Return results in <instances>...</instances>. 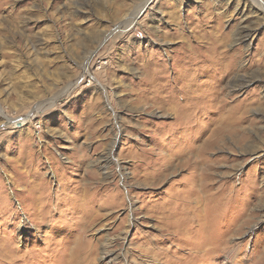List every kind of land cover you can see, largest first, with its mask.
<instances>
[{"label":"rangeland","instance_id":"obj_1","mask_svg":"<svg viewBox=\"0 0 264 264\" xmlns=\"http://www.w3.org/2000/svg\"><path fill=\"white\" fill-rule=\"evenodd\" d=\"M145 1L0 0V264H264V11Z\"/></svg>","mask_w":264,"mask_h":264},{"label":"bare ground","instance_id":"obj_2","mask_svg":"<svg viewBox=\"0 0 264 264\" xmlns=\"http://www.w3.org/2000/svg\"><path fill=\"white\" fill-rule=\"evenodd\" d=\"M151 1H152V0H146L145 3H144V4L142 5V7L140 8V12H139V13L143 12V10L146 9V7H147L148 5H150V2H151ZM255 1H256L255 3L258 4V5H257V4H255V5H257L260 9H262V10L264 11V5H263L262 3H260L261 1H260V0H255ZM151 3H152V2H151ZM138 15H139V14H138ZM138 15H137V16H138ZM132 16H134V15H132ZM135 19H136L135 17H134L132 20H131V18H130V19L126 22V25H127V26L132 25V23L135 21ZM106 38H107V35H104L103 37H101V40H102V39H103V40H102V41L100 40L101 42L98 43V46H100V45L104 42V40H105ZM229 66H230V65H229ZM229 66H227V67H229ZM228 69H229V68H226V69H223V68H222V69H220L219 72L223 74V78L228 74V72H229ZM220 73H219V74H220ZM197 76H198V75H197ZM217 76H218V75H217ZM195 77H196V76H195ZM187 78H188V77H187ZM188 81H190V80H188ZM192 82H193V79H191V81L189 82V83H190L189 85H186V84L184 85V84H183L182 86L179 87V90H178V91H180V92H186V93L188 94V97H187L188 99H187V100H190V101H191L192 99H198V98H199V97H196V96L192 93L193 91H191V88H192V86L194 85V82H193V83H192ZM187 83H188V82H187ZM218 90H219V89H218ZM194 93H195V92H194ZM183 94H184V93H183ZM212 94H217V93H216V92H211V93L208 94V96H210V95H212ZM208 96H207V97L205 96L204 98L202 97V98H199V99H200L201 101H205L206 98H209ZM184 98H185V97H184ZM207 100H208V99H207ZM211 100H213V99H211ZM112 108H113V107H112ZM202 177H203V176H202ZM202 177L200 176V179H202ZM200 179H199V180H200ZM205 179H206V178H205ZM201 188H202V187H201ZM197 192H198V191H197ZM197 220H198V219H197ZM200 220H201V219H200ZM194 221H195V220H194ZM205 230H206V229H205Z\"/></svg>","mask_w":264,"mask_h":264},{"label":"water","instance_id":"obj_3","mask_svg":"<svg viewBox=\"0 0 264 264\" xmlns=\"http://www.w3.org/2000/svg\"><path fill=\"white\" fill-rule=\"evenodd\" d=\"M263 5H264V3L263 2H261Z\"/></svg>","mask_w":264,"mask_h":264}]
</instances>
